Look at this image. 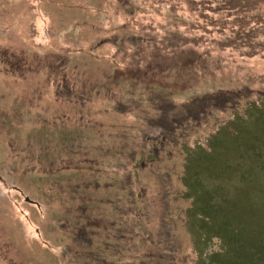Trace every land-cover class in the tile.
I'll list each match as a JSON object with an SVG mask.
<instances>
[{"label": "rangeland", "instance_id": "obj_1", "mask_svg": "<svg viewBox=\"0 0 264 264\" xmlns=\"http://www.w3.org/2000/svg\"><path fill=\"white\" fill-rule=\"evenodd\" d=\"M248 103L263 112L264 0H0V264H206L264 244ZM233 119L227 178L192 187L189 155Z\"/></svg>", "mask_w": 264, "mask_h": 264}, {"label": "trees", "instance_id": "obj_2", "mask_svg": "<svg viewBox=\"0 0 264 264\" xmlns=\"http://www.w3.org/2000/svg\"><path fill=\"white\" fill-rule=\"evenodd\" d=\"M209 100L210 99H208V101ZM220 104H222V103H220ZM248 104H249V107L250 106H252V107L249 109L248 116L242 118L244 120L242 122L243 123L245 122V124H246L245 126L247 128V134L250 136V135H252L254 133V129L253 130H249L248 129V124L250 126L254 127V122H253L252 119H254L256 121L255 123L259 126L260 132L264 133V108H262L263 109V112H262V110L260 108L261 105L257 107L256 104H253V103H248ZM249 107H247V109ZM256 111H259L258 115L254 114V113H256ZM262 113H263V115H262ZM235 122H234V119H233V120H230L229 122H227L225 124L220 125L218 127V129L215 131V133H213V136L210 137L207 140V142H206L207 150H206V148L197 147L189 155V157H188L189 168L190 169L192 168V170L194 169V175L193 176H195L196 174L198 175L197 178L192 177L193 179L190 182V184L191 183L193 184L192 187H197V188L202 187L201 186L202 183L199 181V176H200L201 173L205 174L206 177L214 176V177L227 178L228 171L222 172L223 171L222 169H220V170H218V169L220 167L221 159L224 158L223 157L224 152L230 149L229 145H228V142L229 141H234L233 139L235 137L233 135H235L237 137V139L239 138V135L237 134L239 132L236 129L235 130L237 131V133L233 132L232 128L230 127L231 124H233ZM236 124H239V123H236ZM228 131H230V133H228ZM222 132H225L226 137H222L221 138V133ZM246 144H248V142ZM254 144H256V145H254ZM253 146H254V149H253ZM246 151L253 152L254 155L256 156L254 158L257 161V163H256V165L254 167V170H251V171L249 170L250 174L254 175V173H255V174L259 175V173H261L260 175L262 176L264 174V172H263V169L261 168V165L259 167H257V164L260 161V156L261 155L257 154V151H260V150H259V148H257V141L255 139H254V142L250 141ZM214 152L222 154V157L218 161H214V159H216V158L212 157ZM226 161H228V160L226 159ZM198 163H204L205 165L208 164V167L210 165H212L214 167L218 165V167L217 168H212L213 171L210 174H208V173L204 172L203 170H202V172H198V169H196L198 167V165H197ZM232 166L233 165H231L230 167H232ZM235 166L239 167V164H236ZM240 170H241V168H240ZM250 174L246 175L245 179L247 177H250ZM252 184L253 183H251V185ZM187 186L190 188L189 183H188ZM210 193L211 192L208 191V193H206V196H205V199H206V202H207V205H206L207 207H208V201H211V200L214 199V198L211 197ZM205 208H203V209L199 208L197 210L198 211H207V210H205ZM207 221H209V220H207ZM221 224H222L221 225L222 229L225 231L224 233H228L230 235L228 238H230L231 240L235 236H238V238L242 237V234L238 233V230H233L234 228L231 225L227 226V228H228V230H227V229H225V223L221 222ZM216 237L219 238L220 243H221V241H223L224 244L226 243V238L223 235H218ZM224 249H225L224 251L220 250L221 253H219V254L218 253H213V252L207 254L208 261L206 262V264H230V263L233 264L235 262L234 260L231 261V262L229 260H226V261L224 260L222 262H217V257L219 255H221L222 253H226L225 251H227V250H229L232 253L230 255H232L233 257H237L238 258V260H237L239 262L238 264H258V262L263 261V257H261V256L264 255V244H262L260 242H255L253 237H251L247 241L238 242L236 244V246L232 247V248L230 246H226V247L224 246ZM236 264H237V262H236Z\"/></svg>", "mask_w": 264, "mask_h": 264}]
</instances>
